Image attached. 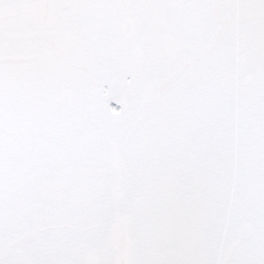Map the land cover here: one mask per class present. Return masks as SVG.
Wrapping results in <instances>:
<instances>
[{
	"label": "snow or ice",
	"instance_id": "6c2138e0",
	"mask_svg": "<svg viewBox=\"0 0 264 264\" xmlns=\"http://www.w3.org/2000/svg\"><path fill=\"white\" fill-rule=\"evenodd\" d=\"M0 264H264V0H0Z\"/></svg>",
	"mask_w": 264,
	"mask_h": 264
}]
</instances>
